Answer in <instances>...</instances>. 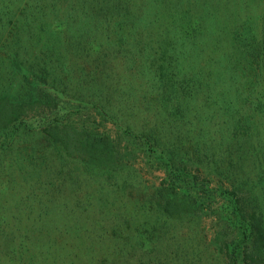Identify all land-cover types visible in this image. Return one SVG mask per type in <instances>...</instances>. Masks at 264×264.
I'll list each match as a JSON object with an SVG mask.
<instances>
[{"label": "rangeland", "instance_id": "374dc122", "mask_svg": "<svg viewBox=\"0 0 264 264\" xmlns=\"http://www.w3.org/2000/svg\"><path fill=\"white\" fill-rule=\"evenodd\" d=\"M98 1L82 11L63 0L52 14L16 0L13 17L0 8V94L41 101L0 135V264H226L224 244L243 239L226 192L264 211L258 79L236 89L225 58L207 47L197 58V41H163L118 0ZM212 6L223 20L264 16V0ZM49 121L118 135L122 163L67 157L42 133ZM172 170L178 187L202 185L198 210L157 206Z\"/></svg>", "mask_w": 264, "mask_h": 264}, {"label": "trees", "instance_id": "16d2710c", "mask_svg": "<svg viewBox=\"0 0 264 264\" xmlns=\"http://www.w3.org/2000/svg\"><path fill=\"white\" fill-rule=\"evenodd\" d=\"M16 1V0H14ZM13 0H0V8L5 16L15 15L11 8L19 5ZM63 0H34L32 5L35 10H47L48 13L58 11ZM71 2V1H69ZM98 0H80V9L92 10L98 5ZM88 3L87 8L84 4ZM72 4V3H70ZM122 4L132 20H137L149 29L160 30L158 35L175 42L178 36L186 40L190 37L197 41L194 46L198 50L197 58L205 57V47L217 57L225 58L224 71L231 78L236 89L246 81L244 89L249 85L250 79L256 76L260 87L259 105L262 107V120L264 123V16L256 21L254 18L241 22L237 19L223 20L211 9L213 0H118L116 7ZM213 7V6H212ZM13 17V16H10ZM30 17V16H29ZM85 26V23H84ZM254 44L255 46H250ZM248 48H251L249 50ZM226 50L223 54L222 51ZM194 55V54H193ZM192 55V56H193ZM180 63H183V59ZM16 63V62H15ZM204 63H201L203 65ZM200 65V66H201ZM185 69V65L180 64ZM169 72L165 69L161 75L166 82ZM176 75V74H175ZM172 76V75H171ZM238 79L241 80L238 82ZM186 80V79H185ZM243 84V83H242ZM50 100V98H49ZM41 104V101L31 99L20 100L8 93L0 94V135L18 125L31 110L33 103ZM48 106V103H46ZM45 138L70 158H76L86 164H117L122 163V140L118 135L111 138L102 133H93L90 129H79L72 123L63 121H49L42 127ZM148 144L150 142L148 141ZM158 153L157 149L149 150ZM158 156V155H157ZM158 158L162 160L159 156ZM168 163V158L163 159ZM162 160V161H163ZM171 160V158H170ZM184 169V168H183ZM189 182H196L201 168L195 170ZM172 172H168L164 179V187L169 188L166 194H160L157 206L168 216L176 217L188 212L194 205L195 210L203 206L204 199L199 197L198 191H205L202 185L188 190L178 187L181 179ZM231 197L233 215L243 224V239L236 247L224 244L222 249L226 264H264V211L260 203L237 193L235 190L226 192ZM199 197V198H198ZM198 198V199H197ZM202 198V199H200ZM212 197H208V204ZM205 205V209L210 205Z\"/></svg>", "mask_w": 264, "mask_h": 264}]
</instances>
